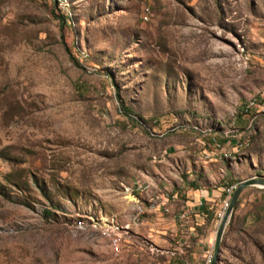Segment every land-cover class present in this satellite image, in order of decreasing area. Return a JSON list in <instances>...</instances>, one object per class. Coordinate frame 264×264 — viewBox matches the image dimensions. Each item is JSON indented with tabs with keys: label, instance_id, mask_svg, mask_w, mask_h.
Masks as SVG:
<instances>
[{
	"label": "rangeland",
	"instance_id": "obj_1",
	"mask_svg": "<svg viewBox=\"0 0 264 264\" xmlns=\"http://www.w3.org/2000/svg\"><path fill=\"white\" fill-rule=\"evenodd\" d=\"M262 92L264 0H0V264H207L223 189L264 176L263 116L225 147ZM194 126L230 157L202 163ZM196 191L214 214L179 222ZM240 197L218 264H264V189Z\"/></svg>",
	"mask_w": 264,
	"mask_h": 264
},
{
	"label": "built area",
	"instance_id": "obj_2",
	"mask_svg": "<svg viewBox=\"0 0 264 264\" xmlns=\"http://www.w3.org/2000/svg\"><path fill=\"white\" fill-rule=\"evenodd\" d=\"M148 15V9H144V20L147 19ZM240 114L242 118L247 122L246 132L242 138L239 136L232 137L237 138L236 144L233 146V150L237 153L239 149H245L249 145L250 137L254 134V126L258 123V118L264 115V92H262L257 97H253L249 99L243 106L240 111ZM192 131L195 132V135L198 136V138L195 140L197 142V145L201 147L203 150L207 151V153L213 152V155L215 158H218L219 161H225L230 157V152L224 148V145L216 138L210 135L208 130L202 131L199 127L194 126L192 127ZM234 136V135H233ZM230 142V141H229ZM211 149V151H209ZM238 184L230 185L228 187H225L223 189V193L225 195V203H224V209L221 214H218V217L220 220L222 219L225 210L227 209L229 202L231 200V197L236 189ZM147 185H145L144 182L141 181H135L133 184L126 188L125 192L133 197V200L135 199V194L143 193L147 189ZM167 199L162 197V199L157 203L156 201L153 202L151 205V208L149 211L155 212V211H161L163 214H169V209L167 208ZM202 203L200 202L198 206H201ZM136 217H140L145 214V209L141 205H136L135 207ZM193 213V208H190L188 206L181 207L178 211L177 220L179 222L187 223ZM136 219V218H135ZM134 219V220H135ZM74 230H88V228H91L92 230H95L99 233V235L107 241V244L111 248H117L119 241H120V233L124 232V229H121L122 227H119L117 223H114L112 221L105 220H99L94 221L92 219L88 221H84L82 219H79L75 222L73 226ZM212 258V253L209 256L207 264H210Z\"/></svg>",
	"mask_w": 264,
	"mask_h": 264
},
{
	"label": "crops",
	"instance_id": "obj_3",
	"mask_svg": "<svg viewBox=\"0 0 264 264\" xmlns=\"http://www.w3.org/2000/svg\"><path fill=\"white\" fill-rule=\"evenodd\" d=\"M263 116V123H264V115ZM236 144V141L232 140L230 142H227V144H225V147L229 146L230 149H232V147ZM227 145V146H226ZM224 147V148H225ZM233 150V149H232ZM209 151H211V149H209ZM197 152H198V157L200 158V160L202 161V163L204 164H214L217 161H219L218 158H215L213 155V152L211 151V153H207V151L203 150L201 147L198 146L197 148ZM210 192H206V194L196 191V192H191V193H187L188 196V200L185 202V206H188L190 208H193V213L191 215V219H194V221L199 222L200 220H203L205 218L210 217L212 214H214V212H205V210H210L209 208H206V205L208 203H211V201L213 199V195L209 196ZM219 193H216V195H214V197H217ZM220 195V194H219ZM202 203L201 206H198L199 203ZM167 208L169 209V213H170V205L169 207L167 206ZM162 214L161 211H155L153 212L154 215H157L158 213ZM174 211H171V213H173ZM177 213V212H176ZM168 215V214H167Z\"/></svg>",
	"mask_w": 264,
	"mask_h": 264
},
{
	"label": "water",
	"instance_id": "obj_4",
	"mask_svg": "<svg viewBox=\"0 0 264 264\" xmlns=\"http://www.w3.org/2000/svg\"><path fill=\"white\" fill-rule=\"evenodd\" d=\"M248 187H257L264 189V176H258L250 179L243 180L238 183L231 200L229 202V205L227 209L224 212V215L222 219L220 220L215 239L213 244V250H212V258L210 261V264H216L220 252V243L224 234V231L226 229L227 224L229 223L231 214L233 212V208L240 197V195L243 193V191Z\"/></svg>",
	"mask_w": 264,
	"mask_h": 264
},
{
	"label": "trees",
	"instance_id": "obj_5",
	"mask_svg": "<svg viewBox=\"0 0 264 264\" xmlns=\"http://www.w3.org/2000/svg\"><path fill=\"white\" fill-rule=\"evenodd\" d=\"M240 203H241V197L238 198L234 208H233V212L231 214V217H230V220H229V223H228V228L231 229V227L233 226V222H234V219H235V216H236V213H237V210H238V207L240 206ZM248 214H251L250 213H247L244 217L248 216ZM245 221H243L244 223ZM220 254V252H219ZM218 259H219V256H218ZM219 260H217V263L218 264Z\"/></svg>",
	"mask_w": 264,
	"mask_h": 264
}]
</instances>
